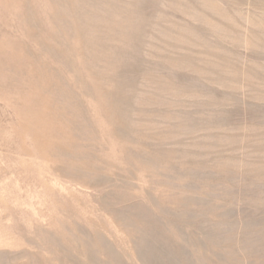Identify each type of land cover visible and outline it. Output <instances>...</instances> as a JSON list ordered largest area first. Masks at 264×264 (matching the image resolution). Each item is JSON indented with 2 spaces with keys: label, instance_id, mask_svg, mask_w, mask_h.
Wrapping results in <instances>:
<instances>
[{
  "label": "rangeland",
  "instance_id": "rangeland-1",
  "mask_svg": "<svg viewBox=\"0 0 264 264\" xmlns=\"http://www.w3.org/2000/svg\"><path fill=\"white\" fill-rule=\"evenodd\" d=\"M0 264H264V0H0Z\"/></svg>",
  "mask_w": 264,
  "mask_h": 264
}]
</instances>
